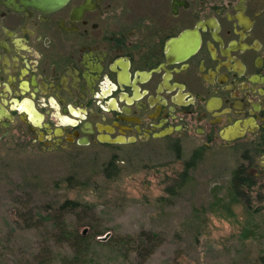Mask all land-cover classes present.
Instances as JSON below:
<instances>
[{
    "label": "flooded vegetation",
    "instance_id": "flooded-vegetation-1",
    "mask_svg": "<svg viewBox=\"0 0 264 264\" xmlns=\"http://www.w3.org/2000/svg\"><path fill=\"white\" fill-rule=\"evenodd\" d=\"M242 149L264 177V0H0V144Z\"/></svg>",
    "mask_w": 264,
    "mask_h": 264
},
{
    "label": "rangeland",
    "instance_id": "rangeland-1",
    "mask_svg": "<svg viewBox=\"0 0 264 264\" xmlns=\"http://www.w3.org/2000/svg\"><path fill=\"white\" fill-rule=\"evenodd\" d=\"M192 145L2 142L0 264H62L71 248L51 216L68 199L80 204L66 228L92 235L88 264H264V177L239 185L242 149L220 147L182 181Z\"/></svg>",
    "mask_w": 264,
    "mask_h": 264
},
{
    "label": "trees",
    "instance_id": "trees-1",
    "mask_svg": "<svg viewBox=\"0 0 264 264\" xmlns=\"http://www.w3.org/2000/svg\"><path fill=\"white\" fill-rule=\"evenodd\" d=\"M192 158L191 163H187L184 167L183 172L181 173L182 181L184 180V176L186 175V170L193 164ZM239 172L237 170L233 171L232 179L237 180L239 185L245 184L247 185L246 178L238 175ZM79 202L73 200H67L57 206L56 210L53 212L51 219L54 223L55 227H57V234L61 238V241L66 242V244L70 245L71 253L69 257L63 259L62 264H88V250L90 247L91 236L85 235L82 232H77L76 230L67 229L63 220L64 215L68 210H74L79 206ZM97 235L96 233L93 234ZM128 239V238H127ZM111 240H108L110 242ZM51 263V262H50Z\"/></svg>",
    "mask_w": 264,
    "mask_h": 264
}]
</instances>
